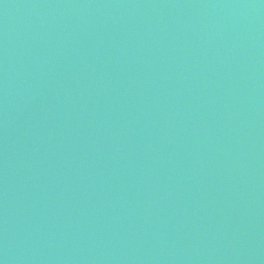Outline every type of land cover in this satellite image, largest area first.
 Returning a JSON list of instances; mask_svg holds the SVG:
<instances>
[{
    "label": "water",
    "instance_id": "1",
    "mask_svg": "<svg viewBox=\"0 0 264 264\" xmlns=\"http://www.w3.org/2000/svg\"><path fill=\"white\" fill-rule=\"evenodd\" d=\"M0 264H264V0H0Z\"/></svg>",
    "mask_w": 264,
    "mask_h": 264
}]
</instances>
